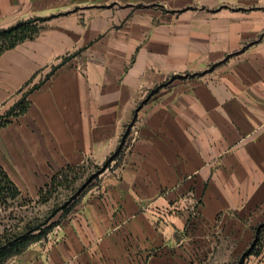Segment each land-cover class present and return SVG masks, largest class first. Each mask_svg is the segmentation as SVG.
Listing matches in <instances>:
<instances>
[{
    "label": "crops",
    "instance_id": "1",
    "mask_svg": "<svg viewBox=\"0 0 264 264\" xmlns=\"http://www.w3.org/2000/svg\"><path fill=\"white\" fill-rule=\"evenodd\" d=\"M35 17L0 55V164L23 194L111 155L135 114L134 140L7 264H177L193 236L248 249L264 225V0H0V29Z\"/></svg>",
    "mask_w": 264,
    "mask_h": 264
},
{
    "label": "rangeland",
    "instance_id": "2",
    "mask_svg": "<svg viewBox=\"0 0 264 264\" xmlns=\"http://www.w3.org/2000/svg\"><path fill=\"white\" fill-rule=\"evenodd\" d=\"M135 120L136 115L134 114L125 127L119 145L105 159H87L79 167L68 170L64 176L59 177V180L63 182H57L52 188H46L42 197L32 193L31 190H25L24 196L32 199L30 202H26V200L21 198L18 202L10 200V205H0V234L5 231L13 232L18 229V225H23L29 220L38 219L43 221L55 209L67 203L71 204L72 209L80 201V196L101 191L105 176L118 169V165L123 159V152L134 140L131 137V132L133 131ZM61 214L62 211L52 218L49 224L56 221ZM195 225L196 222H192L191 228H196ZM200 239L201 237L199 236H193V243L187 245L185 252H181V257L178 258L179 262L177 261V264H249L250 260L264 257V225L260 227L259 240L255 245L253 246L252 244L248 249L240 253L233 252V245L229 240L219 248H215V246H203V243L200 245ZM209 241H211V237H209ZM252 246L254 247L253 253L246 255V252ZM206 247H208V250ZM175 253L179 254L178 252Z\"/></svg>",
    "mask_w": 264,
    "mask_h": 264
},
{
    "label": "trees",
    "instance_id": "3",
    "mask_svg": "<svg viewBox=\"0 0 264 264\" xmlns=\"http://www.w3.org/2000/svg\"><path fill=\"white\" fill-rule=\"evenodd\" d=\"M46 18H30L28 20L19 21L16 24L0 29V55L7 49L13 48L19 43L34 38L40 30L39 22L45 20ZM38 85H36L37 87ZM28 93H26L23 98L18 101L15 106L9 111L7 116L19 115L25 112L29 106V101L27 100ZM7 120L4 117H0V126L3 125ZM80 166V165H79ZM79 166H68L67 168L61 169L52 178L50 183L43 189L40 190L39 196L42 197L45 189L52 188L57 182L62 183L59 177L64 176L68 170L74 169ZM23 198L26 202H30L32 199H28L24 196L21 189L16 185V183L11 179L9 174L0 164V205H10L9 201L18 202L19 199ZM23 205V204H21ZM71 210V204L67 203L55 209L50 216L45 220H29L23 225H18V229L13 232L5 231L0 234V264H7L8 260L20 253H22L30 243L33 241L45 237L54 227L59 223L60 219L64 214ZM62 211L60 219L49 224L52 218L57 216V214ZM257 232L256 241L258 239ZM250 248L246 255L253 253L254 247Z\"/></svg>",
    "mask_w": 264,
    "mask_h": 264
}]
</instances>
